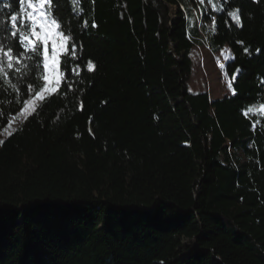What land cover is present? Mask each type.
Listing matches in <instances>:
<instances>
[{"label":"trees","instance_id":"trees-1","mask_svg":"<svg viewBox=\"0 0 264 264\" xmlns=\"http://www.w3.org/2000/svg\"><path fill=\"white\" fill-rule=\"evenodd\" d=\"M183 1L63 4L80 76L0 145V264H264V115H245L264 103V0L210 12L212 52L235 56L217 100L188 90ZM29 83L0 78V132Z\"/></svg>","mask_w":264,"mask_h":264},{"label":"snow or ice","instance_id":"snow-or-ice-1","mask_svg":"<svg viewBox=\"0 0 264 264\" xmlns=\"http://www.w3.org/2000/svg\"><path fill=\"white\" fill-rule=\"evenodd\" d=\"M65 2L66 0H18V10H16L12 8V0H0V78H3V82L17 93L22 82L33 73L40 81L38 91L31 83L27 84L29 98L23 101V108L18 113L24 118L36 113L38 105L57 94L62 86L64 90H71L69 76H80V65L72 64L80 59L77 56V42L72 35L69 21L60 16V9ZM218 2L219 7L213 3V0H208L213 12L224 11V5L230 0H218ZM200 3L203 4L204 0H200ZM81 14L82 10L77 11L74 8L72 18L77 19ZM227 15L237 26H242L239 9L229 11ZM212 20L215 28L216 18L212 17ZM91 26L97 27L94 21ZM87 27V21H83L80 25L81 30ZM69 44H71L70 49ZM80 47L82 50V45ZM248 51L244 48L245 53ZM223 58L234 60L235 56L224 55ZM220 67L224 68L225 65L221 64ZM94 69L93 62L88 61L86 70L92 72ZM240 71L239 68L236 69L233 80ZM228 87L232 88V85L229 84ZM232 92L236 94L235 89H232ZM257 111L264 115V103L260 104L258 110L255 106L248 107L245 115L257 114ZM14 122V119L10 120L8 126L3 129L8 136L13 134L11 126ZM3 143L4 141L0 140V144Z\"/></svg>","mask_w":264,"mask_h":264},{"label":"rangeland","instance_id":"rangeland-1","mask_svg":"<svg viewBox=\"0 0 264 264\" xmlns=\"http://www.w3.org/2000/svg\"><path fill=\"white\" fill-rule=\"evenodd\" d=\"M213 3L219 7L218 0H213ZM212 5L208 0H204L201 4L200 0H184L183 9L189 21L190 28L199 30L195 37L198 41L190 52L191 60V73L188 79V90L190 92H206L209 94L211 100L224 99L231 94V88L228 87L232 83L229 76L226 74L225 67L221 68L220 65L226 66L230 60H224V55H230V50L225 47L218 53H213L210 47V37L214 33L213 20H206V16H210V12L217 14L211 10ZM176 12V8L172 9ZM260 106V105H259ZM259 106H255L259 109ZM258 112V111H257ZM14 123L12 124L13 133L19 128L24 117L17 115L13 117ZM9 136L0 132V140L5 141ZM1 145V144H0Z\"/></svg>","mask_w":264,"mask_h":264}]
</instances>
